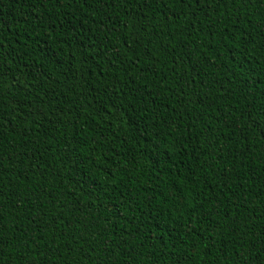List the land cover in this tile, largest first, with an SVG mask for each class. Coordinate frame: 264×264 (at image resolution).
<instances>
[{"label": "trees", "instance_id": "obj_1", "mask_svg": "<svg viewBox=\"0 0 264 264\" xmlns=\"http://www.w3.org/2000/svg\"><path fill=\"white\" fill-rule=\"evenodd\" d=\"M0 264H264V0H0Z\"/></svg>", "mask_w": 264, "mask_h": 264}]
</instances>
